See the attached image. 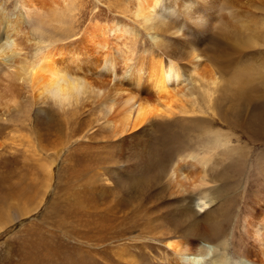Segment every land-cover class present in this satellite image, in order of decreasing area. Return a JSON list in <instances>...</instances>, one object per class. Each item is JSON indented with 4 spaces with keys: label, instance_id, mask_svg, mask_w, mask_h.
<instances>
[{
    "label": "rangeland",
    "instance_id": "obj_1",
    "mask_svg": "<svg viewBox=\"0 0 264 264\" xmlns=\"http://www.w3.org/2000/svg\"><path fill=\"white\" fill-rule=\"evenodd\" d=\"M17 1L0 0V3L5 9H14L18 5ZM238 1L237 6L241 5L238 8H246V10L242 9L243 11L251 10L259 15L264 14L263 5L259 4L257 7L258 3L252 5L250 0ZM68 2V7L63 4L60 9L63 17H59L60 13L57 14L58 16L53 15L48 10L43 13V19L46 17L50 19L48 24L43 25L45 26L43 39L51 43L50 47L56 52L55 59L58 64L65 66L68 73L72 72L74 76L84 77L93 86L100 88V95L85 96L80 100V104L73 105L69 109L68 112H72L73 115L68 112L64 115L50 99L44 100L43 103L34 101L32 94L35 92L29 91L31 89L28 85V88L25 86L20 73L15 72L14 68H12L13 74L10 72L11 77L6 74L3 76L0 72V114H2L0 115V264H7L8 261L10 264H16L17 254L26 251L25 244L31 237L48 239L49 232L55 236V243L50 246L48 253L54 256L57 249L61 251L58 264H89L78 259L80 255L75 248L80 246L85 251L83 254L90 255L106 246L112 258L103 260L104 264H118L121 261L117 255L112 254V251L119 244L125 252L140 255L139 260L132 264L163 263V258L170 253V249L162 244V238L168 227L176 230L175 235L180 237L182 222L193 219L189 216L181 217L184 208L188 206L200 214L210 210V205L205 208L197 205L201 203L198 190L194 191L190 198H184V201L174 198L179 196L169 195L173 189L166 180V175L183 160L193 163L197 169L192 172L182 167L183 172L187 174L190 172L191 175L205 173L211 185H217V191L213 193L217 209L210 211L211 214L209 213V217L207 216L204 221L205 224L220 222L223 234L229 235L228 237L233 235L234 252L245 250L250 243L245 231H242L243 218L258 221L264 213V97L262 95L264 90L262 86L254 81L246 85L248 88L243 94L227 93L221 88L213 94L214 100L210 105L206 104L205 100L203 102L207 95L202 93L203 91L198 93L199 90H195L193 94L191 92L190 99L198 95L195 98H200L201 102L197 101L193 106L195 109L193 113L190 111L191 107H188L189 96L183 97V100L188 99L186 108L177 106V101L171 103V107L175 109L170 115H153L143 125L144 133L137 145L143 143L145 146L146 161L143 162L145 164H142V160L138 161L135 167L129 169L124 164L123 158L130 156L127 151H123L127 150V147L128 149L133 147L138 130L132 131L128 140L126 139L128 146L123 147L121 143L123 138L118 141L114 139L116 127L113 120L116 117L114 116L113 119L111 118L112 121L107 123L105 120L110 115L105 117L104 109L105 105H110L109 101L115 98L116 104L113 107L115 114L121 111L120 102L125 97L124 91L132 94L142 103L156 108L160 106L166 108L164 103L167 101L155 99L154 92L144 78L136 84V80H139L135 69L138 70L139 64L142 61L146 62L152 52L149 35L142 23L133 15L134 0H69ZM248 2L252 6H249ZM115 22L132 26L137 34L130 36L120 31L110 32L109 27ZM215 22L216 26L212 29V34L207 39L202 37L205 41L196 38V34L187 36V39L184 37V41L170 35V38L165 40V47L163 46L165 55L179 58L180 62L185 60L183 62L185 64L187 59H190L187 56L192 48L196 51L201 50L206 58L198 59L204 66L200 64L199 71L201 68L208 69L206 73L209 75L215 72L219 80L235 73L237 68L243 67L241 63L237 65L228 58L215 56L216 38L222 28L217 21ZM94 23L96 27L103 28L102 32L106 40V46L98 48L97 51L93 46L86 47L80 43L86 29ZM60 26L65 29H56ZM176 29V25L170 23L168 30L163 29L161 32L169 33ZM3 31L4 24H1L0 34ZM27 43L24 41L23 46ZM260 46L264 48V45ZM117 47L119 49H115ZM123 52L130 64L125 67L123 65L124 76L119 68L118 76L115 77L99 65L101 59L106 56L120 60V64L121 59L124 58L121 57ZM98 56L101 58L98 59ZM6 76L8 79L5 78ZM181 80H184L186 87L183 90L186 93L193 91L199 83V78L193 72L189 75L186 72ZM115 90L120 92L119 95H116ZM177 95L180 96V93L177 92ZM185 117L190 118L186 120ZM207 131L208 133H205ZM213 132H218L221 138L229 139L227 144L214 143L210 135ZM79 154H86L91 158L80 161ZM195 154L198 157L191 156ZM208 154L211 155V159ZM202 156L208 157V162L205 160L206 162L203 163L198 160L199 157L203 158ZM50 163H53V170L48 186L44 170L51 165ZM110 192L119 204L124 205L127 214L125 233L102 245H94L96 243L93 241L91 244L88 242L84 244L83 235L86 227L78 226L82 224L84 226L89 217L84 219L82 211L85 207L88 213L97 208V212H100L101 208H105L112 199L113 196L108 195ZM188 195L184 193L181 196ZM92 217L97 220L104 219H98V215L90 216ZM118 221H116L117 225L120 223ZM92 222L93 230L91 232L92 227L87 228L85 229L87 233H95L97 236L99 232L106 234L96 221ZM38 235L42 236L38 237ZM116 251L121 252L119 248ZM29 257L31 259L32 255ZM17 263L25 264V261H17Z\"/></svg>",
    "mask_w": 264,
    "mask_h": 264
},
{
    "label": "bare ground",
    "instance_id": "obj_2",
    "mask_svg": "<svg viewBox=\"0 0 264 264\" xmlns=\"http://www.w3.org/2000/svg\"><path fill=\"white\" fill-rule=\"evenodd\" d=\"M68 1L69 0H18L16 2L18 5H16L14 9H5L0 3V25L4 24V31L0 34V72L3 73V76L6 74L8 77H11V73L13 74L12 68H14L15 72L20 73L21 79L25 82V86L28 85L31 89L29 91L35 92V94H32L34 101L38 100L43 103L44 100L50 99L57 105L64 115L72 113L68 112L70 111L69 109L72 108L73 105L80 104V100L85 98V96L94 94L98 97L101 91L100 88L93 86L90 81L86 80V78L74 76V73L72 72V74L68 73V70L64 68L65 66L62 67V65L58 64L55 59L56 52H54L50 47L51 43L43 39V36H45V26L43 25H45V23L48 24V21L50 20L48 17L43 19V13L48 10V12L51 11L53 15L60 13L59 17H63V12H60V9L63 7V4L68 7ZM237 1L238 0H134L133 15L142 23L147 35H149L152 46V52L147 61H142L139 64L140 68L138 70L135 69L139 80H136V84H139L141 79L144 78L154 92L155 99L167 102L164 103L166 107L165 109L162 108V106L156 108L150 104L142 103L136 97H133L132 94H128L127 91H124L125 97L123 100L121 99L122 101L120 102L121 111L115 114V110L113 108L116 104L115 98L109 101L111 102L109 103L110 105H105L104 116L107 117L110 115L105 121L108 123L112 121L111 118L113 119L114 116L116 117V119L113 120L116 127L114 139L118 141L123 138L121 141L123 147L128 146L126 139L128 140L132 131L138 130L133 147L131 149H128L127 147V150L124 149L123 151H127L130 156V158L128 156L123 158L125 162L124 164L127 165V168L131 169L135 167V164L141 160L142 164H145L143 163L146 161L147 156L145 146L143 143L137 145L144 133L143 130L145 128L142 127H144L143 125L150 120L153 115H170L175 109L174 107H171V103L177 101V106H180V108H186L188 99L183 100V97L189 96L190 99L193 92H195V90H199L198 93L203 91L202 93L207 95V98L203 99V102L205 100V103L210 105L214 100L213 94L218 92L221 88L227 93L232 92L233 94H239L240 92L243 94L245 89L248 88L246 85H249L254 81L258 82L264 90V48L260 46L264 45V14L259 15L257 12H252L251 10L250 12L243 11L242 9L246 10V8H238L239 6L241 7V5L237 6ZM250 2L252 5L258 3L256 4L257 7H259V4L260 6H264V0H250ZM250 2H248V5L252 6L250 5ZM242 4L244 5V3ZM70 8L71 6L69 9ZM214 12H217L216 15L213 14ZM215 21L222 26L221 33L218 34L216 38L217 43L215 46V56L222 59L228 58L229 60L234 61L237 65L241 63L243 67L237 68L235 73L222 77L221 80L218 79L215 72L211 75L206 73L208 69L206 70L201 68L200 71H204L201 74L199 71V65L201 63H199L198 59L203 58L206 55L202 54L203 52H201V50L196 51L192 47L191 53L187 56L190 58L187 59V61L189 60L188 64L187 61L183 64L185 60L180 62L179 58L165 55L163 46L165 47V40L167 41V39L170 38V35L174 36L173 38L183 41L184 37L187 39V36L194 34H196V38H200L201 40L202 37L207 39L212 34V29L216 26ZM55 22L57 23V20ZM170 23H174L177 29L175 31H169V33H162L161 31L163 29L168 30V24ZM56 29L65 28L60 26L56 27ZM102 29L103 28L101 26L96 27V23H94L93 26H89L81 37L80 43L84 46L86 45V47L87 45L90 47L93 46L96 49L95 51H97L98 48L106 46V40ZM109 31H120L122 34H130V36L137 34L132 26L128 27L126 24H118L117 22L113 23L109 27ZM24 41L28 43L23 46ZM29 48L32 49L26 50ZM115 49L119 48L117 47ZM99 57L100 56H98V59ZM121 57L124 58L121 59L120 64L119 59V61H117L106 56L101 59V62L99 61V65H101L104 71H109L115 77L118 76L119 68L122 70V76H124V67L125 65L130 64L125 52L121 53ZM9 68H11V70H9ZM186 72L188 75L193 72L199 78V83L195 88L193 87V91H189L187 93L183 90L186 87L184 80H181L185 77ZM209 73L211 72L209 71ZM207 74L208 78H206ZM7 76L5 78H7ZM16 82L18 81L16 80ZM177 92L180 93V96L177 95ZM119 93L120 92H116V95H119ZM262 95L264 97V94ZM89 96L91 97L92 95ZM195 96L197 97L198 95H194L193 99L188 101L190 104L188 107H191L190 111L192 113L195 112L193 106L200 99H196ZM165 98H167V100ZM11 102L13 103V101ZM196 111H198V109ZM185 112L186 111H184V113ZM71 115H73V113ZM189 118L185 117L186 120ZM66 119H68V117ZM205 133H208V131ZM210 135L213 137V142L218 143L219 145H225L229 141L227 138H221L218 132H213ZM78 156H80V159H78L80 161L91 158V156L86 154H79ZM191 156L198 157L197 154ZM207 156L211 159L210 154ZM202 157L204 159L199 157L198 160L203 163L206 161L208 162V157ZM50 164L51 165L48 167L46 166L47 168L44 170L47 175L48 186L50 185L53 170V163ZM182 167L189 169L192 172L193 170H197L193 163L184 162V160L182 163H179V165L173 167L169 174L166 175V180L173 189L169 195L179 196L174 198H179L184 201V198H190L194 191L198 190L197 193L200 194L201 203L197 205L202 208L210 205V210L200 214L198 211L193 210L188 206L184 208L181 217L188 218L189 216L193 219L192 221L182 222V225H180L181 229L179 230L180 233L182 232L180 237L176 236L177 234L175 235L176 230H172L168 227V231L165 232L164 237L162 238V244L166 248L170 249V253L166 254L162 260L164 262L160 264H177L174 254L179 253L183 255L186 252V248L190 249L191 254H195L196 249L204 240H214L226 236L221 230L220 222H212L211 225H206L204 222L207 219V216L209 217L208 214L210 211L217 209L216 201L213 199V193L217 191V185H211L212 183L207 179V175L205 173H196L191 175L189 172V174H187L182 171ZM124 174L127 176L126 173ZM184 193H188L189 195L187 197L181 196ZM108 195L113 197L105 208H101L100 212H97V208L88 213V210L85 207V210L82 211L84 219L89 217V219L85 221L86 224L84 223V226L83 224L78 226L79 228L86 227L84 228L85 234L83 235L84 244L87 242L91 244V241H93L96 243L94 245H102L125 233V219L127 218V214L124 211V205L121 203L119 204L116 201L112 192ZM93 215H98V219H104L97 220L94 219L95 217L90 218V216ZM121 219L123 220L121 221ZM243 219L242 231H245L250 244L241 252L235 251L236 255L239 257L238 264H264V213L261 214L258 221H256L257 219H255V221L245 218ZM118 220L120 223L117 225L116 221ZM92 221H96V224H98V226L105 231L106 234L99 232V236H97L95 233H87V230L85 229L92 227L91 232L93 230L94 223ZM58 226L60 227L62 225ZM41 236L42 235H38V237ZM47 237L48 239H34V237H31L28 243L25 244L26 251L17 254L16 264H18L17 261H25V264H52L53 262H56L53 264H58V257L61 254V251H58L57 249V252H54V256H51L48 253L50 246H53L55 243V236L51 235L49 232ZM105 237L107 239H105ZM229 238L233 242V235H230ZM105 247L100 249L98 252H94L92 255L83 254L85 251L81 246L75 248V250L80 255L78 256V259L84 263L87 261L89 264H104V261L112 258L111 254ZM117 248L121 251L120 253L116 251ZM112 254L117 255L120 259L121 262H118V264H124L122 262L132 264L139 260L140 257V255L125 252L124 248L120 244L115 246ZM30 255H32L31 259L29 257ZM104 256H107V258ZM184 259L185 264H189L186 256H184ZM7 264H10V262L8 261ZM156 264L159 263L156 262Z\"/></svg>",
    "mask_w": 264,
    "mask_h": 264
},
{
    "label": "clouds",
    "instance_id": "obj_3",
    "mask_svg": "<svg viewBox=\"0 0 264 264\" xmlns=\"http://www.w3.org/2000/svg\"><path fill=\"white\" fill-rule=\"evenodd\" d=\"M184 256L187 257L189 264H238L239 260L233 250V242L227 236L204 240L195 254H191L188 248L183 255L174 254L177 264H185Z\"/></svg>",
    "mask_w": 264,
    "mask_h": 264
}]
</instances>
